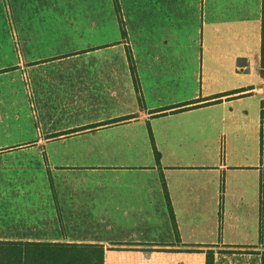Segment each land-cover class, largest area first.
Here are the masks:
<instances>
[{"label":"crops","instance_id":"0c3cea01","mask_svg":"<svg viewBox=\"0 0 264 264\" xmlns=\"http://www.w3.org/2000/svg\"><path fill=\"white\" fill-rule=\"evenodd\" d=\"M181 1L189 19L163 21L156 37L149 21L96 37L106 24L89 18L67 23L77 34L0 40V134L14 140L0 144V264H72L97 246L103 264L112 252L212 246L220 202L245 203L243 234L260 233L264 0ZM157 41L197 44V67L139 66ZM236 170L246 174L240 195L226 176ZM106 178L133 180L140 219L116 220L115 239L97 212L108 198L60 193Z\"/></svg>","mask_w":264,"mask_h":264},{"label":"rangeland","instance_id":"374dc122","mask_svg":"<svg viewBox=\"0 0 264 264\" xmlns=\"http://www.w3.org/2000/svg\"><path fill=\"white\" fill-rule=\"evenodd\" d=\"M115 4L119 8L118 14L115 10ZM184 4L185 2L181 0H0V20L5 21L4 26H0V40L5 41L6 38H11V42L14 41L16 45L20 36L33 39L51 35L77 34L81 28L70 27L67 23L81 24L89 18L95 22L106 24L104 28H96L95 33L91 32V35L96 37L107 36L112 38L118 33L124 36L125 31L126 33L129 31L133 33V24L145 21L151 23L152 35L156 37L161 35L163 21L169 19L181 22L189 19L188 13L178 11V6ZM164 5H169L170 9H166ZM127 52L130 55L129 49ZM198 52L197 44L157 41L152 43L151 54L146 56L144 60L142 59L139 66L196 68L198 62L196 61V54ZM133 66H135L134 62ZM181 91L176 92L177 99ZM155 124L161 125V121ZM12 135H16L22 141H31L38 134ZM2 136L3 134L0 136V144L14 141H6ZM218 147L219 150L217 151L220 153L219 139ZM221 159L222 157L218 156L215 158V163H220ZM242 172V170H236L226 174L229 179V187L234 186L237 195L241 193L242 182H244L246 175ZM35 179L38 180L37 175ZM64 190L88 197L108 198L109 202L104 204L106 209L97 211L104 214L106 222L109 220V224L114 230L108 231L106 229L107 236L105 237L107 239L121 237L116 230V220L124 219L122 222L134 223L133 219L135 218L131 213L133 180L106 178L104 182H76L71 187L62 189L60 193L65 192ZM245 206L246 204L242 202L238 205L239 209H235V204H227V210H225L224 204L219 203L218 236L212 246L206 245L200 249L197 246L189 245H186V248L179 246L170 249L155 247L151 250L142 251L145 258L141 254L131 257L129 253L112 252V264H260V254L264 250V212L259 214L261 219L260 233L256 235L243 234L247 231L241 224L245 221L242 217L247 212ZM16 209L19 208L13 206L4 211L13 212ZM146 210V215L149 216L152 211L151 206L148 205ZM87 213L96 214L95 210H87ZM251 214L253 212L250 211L248 216ZM135 220L139 221L140 219ZM141 220L143 221V218ZM75 222L78 223L79 220H75ZM199 223L201 224L200 221ZM88 228L90 235H92V229L95 228ZM100 236L103 237L104 234H100ZM132 237L130 235L127 238ZM153 237L158 238V235H153Z\"/></svg>","mask_w":264,"mask_h":264},{"label":"trees","instance_id":"16d2710c","mask_svg":"<svg viewBox=\"0 0 264 264\" xmlns=\"http://www.w3.org/2000/svg\"><path fill=\"white\" fill-rule=\"evenodd\" d=\"M115 10L116 13H119V8L118 5L115 4ZM263 16H264V2H263ZM262 54L264 53V47L262 46V50H261ZM128 55V61H129V66L131 68V71H133V59L131 57V55ZM262 110H261V117L262 119H264V103H262ZM263 154V134H262V130H261V156ZM169 205V204H168ZM170 207V205H169ZM170 214H171V219L173 220L172 217V211L170 209ZM87 249L83 251H80L78 253H82V259H78L77 256L74 260V262L72 264H103L102 262V258H103V250L101 247H86ZM62 253H66V252H62ZM70 253V252H69ZM52 264H66V263H52ZM210 264V263H207ZM260 264H264V251H262V253L260 254Z\"/></svg>","mask_w":264,"mask_h":264}]
</instances>
